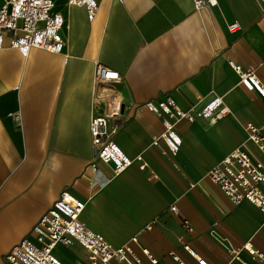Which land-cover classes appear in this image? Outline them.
Returning <instances> with one entry per match:
<instances>
[{
    "label": "crops",
    "instance_id": "obj_1",
    "mask_svg": "<svg viewBox=\"0 0 264 264\" xmlns=\"http://www.w3.org/2000/svg\"><path fill=\"white\" fill-rule=\"evenodd\" d=\"M95 1L90 18L83 5L53 0L51 11L64 22L59 52L0 47V262L62 189L84 202L80 220L110 245L136 236L132 248L147 264L139 246L155 264H177L171 250L196 264L180 239L210 264H241L232 250L247 241L264 254V212L247 201L233 204L206 175L234 148L264 164L245 128L258 125L264 137V96L240 84L231 67L254 69L264 85L261 0L198 8L194 0ZM95 62L120 75L111 84L123 103L113 140L128 157L142 156L117 173L94 158L89 133ZM165 96L194 112L218 96L228 113L214 123H176L181 141L171 153L162 140L152 143L163 123L143 105ZM53 248L62 264L86 258L75 239ZM249 255L239 252L260 264Z\"/></svg>",
    "mask_w": 264,
    "mask_h": 264
},
{
    "label": "built area",
    "instance_id": "obj_2",
    "mask_svg": "<svg viewBox=\"0 0 264 264\" xmlns=\"http://www.w3.org/2000/svg\"><path fill=\"white\" fill-rule=\"evenodd\" d=\"M264 6V0H261ZM69 4L83 5L92 18L97 3L95 0H68ZM216 0H194L195 7L213 6ZM53 0H2L0 7V47L8 46L27 52L31 47L42 48L50 52H59L63 47L60 29L64 26L59 13H53ZM235 24H231L233 27ZM231 67L238 76L240 84L247 89L255 90L264 96V85L257 78L254 69L243 68L231 62ZM93 78V112L89 121V133L94 152V158L102 162H110L115 173L120 172L136 159L141 161V154L134 159L128 157L114 142L113 136L119 130L123 103L111 84L120 80L119 73L95 62L92 71ZM143 105L157 114L163 123V130L152 143L162 140L171 153H175L180 145V136L175 125L181 120L192 122L204 119L214 123L228 113V107L221 98L216 96L207 102L199 111L179 108L174 100L165 96L163 100H146ZM247 136L257 148L264 153V137L260 126L245 123ZM96 163L90 167L96 171ZM143 162L140 163L142 167ZM207 177L218 184L221 191L233 202L247 201L264 212V164L252 159L242 149L234 148L207 172ZM84 202L62 189L52 204L31 225L30 231L21 237L2 256L0 264H62L52 253L54 245L61 243L69 245L72 239L77 240L86 249L83 264H113L118 261L123 264H147L132 248L131 243L137 241L136 236L116 248L110 245L100 234L87 228L80 220ZM177 211L174 204L169 206ZM182 225L189 230L190 225L182 220ZM181 247L196 261V264H210L199 255L186 241L180 239ZM243 250L250 254L253 261L264 264V254L255 248L250 241L244 242L240 248L232 250V258L241 264H248L239 257ZM140 254L148 263L155 264L156 256L148 248L139 246ZM177 264H188L175 251L167 253Z\"/></svg>",
    "mask_w": 264,
    "mask_h": 264
}]
</instances>
